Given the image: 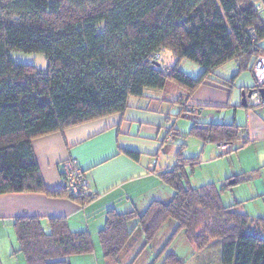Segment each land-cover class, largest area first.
Returning a JSON list of instances; mask_svg holds the SVG:
<instances>
[{"label":"trees","instance_id":"obj_1","mask_svg":"<svg viewBox=\"0 0 264 264\" xmlns=\"http://www.w3.org/2000/svg\"><path fill=\"white\" fill-rule=\"evenodd\" d=\"M254 1L0 0V195L40 193L68 197L79 206L92 201L94 193L74 196L64 184L55 190L45 186L32 140L122 114L130 97L164 89L168 81L186 90L176 104H189L193 92L211 81L230 92L240 74L251 72L255 58L264 56L259 45L264 17ZM11 52L42 54L46 69L16 62ZM164 52L171 54L172 64L157 58ZM185 59L201 68L200 75L191 77L179 68ZM230 61L235 73L215 79L216 70ZM195 107L200 116L201 106ZM189 133L219 146L249 143L245 128L235 122L196 118ZM184 146L177 149L175 164L157 173L172 190L168 200H152L142 211L135 206L106 211L98 231L104 261L138 264L172 220L175 228L150 264L161 256V264H184L166 252L181 230L197 251L217 247L221 264H264V220L251 218L241 203L223 205L212 184L188 185L199 158L184 155ZM120 152L139 160L138 152ZM12 227L16 252L26 264H71L72 257L93 252L90 233L71 231L63 217L48 218V231L36 216L16 217Z\"/></svg>","mask_w":264,"mask_h":264},{"label":"crops","instance_id":"obj_2","mask_svg":"<svg viewBox=\"0 0 264 264\" xmlns=\"http://www.w3.org/2000/svg\"><path fill=\"white\" fill-rule=\"evenodd\" d=\"M251 78L252 75L250 77L248 72H244L236 79L230 92L223 87L229 105L234 108H259L258 104L248 103L253 98L260 103L264 98L259 93L261 88L257 89ZM206 85L205 87L211 88L215 85L222 87L212 81L211 86ZM248 90H252V95L246 98V104L243 105L242 91L247 93ZM193 100L192 96L190 101L193 103ZM174 102L164 93V89H147L141 97H130L128 107L122 114L109 115L33 139L31 145L35 160L48 189L63 187L62 163L73 159L83 171L95 198L79 206L68 197L50 198L40 193L0 195L1 264L4 263L3 256L9 258L17 254L18 246L12 227V221L16 217H39L45 230L48 227V218L63 217L71 231L87 230L91 238L96 240L97 231L103 226L108 209L115 208L122 212L135 206L142 211L152 200H163L156 195L159 188L166 192V198L169 199L172 190L166 189L168 186L157 178V173L163 170H156L149 157L161 144V139L171 122L169 116ZM169 103L173 106H169ZM254 117L258 124H262L257 116ZM239 147L233 145L225 151H237ZM120 149L140 153L139 160H131L122 154ZM256 194L264 195L261 189L257 190Z\"/></svg>","mask_w":264,"mask_h":264},{"label":"rangeland","instance_id":"obj_3","mask_svg":"<svg viewBox=\"0 0 264 264\" xmlns=\"http://www.w3.org/2000/svg\"><path fill=\"white\" fill-rule=\"evenodd\" d=\"M259 45L264 49V39L261 40ZM10 55L16 62L32 64L42 70L46 69L47 61L42 54L11 52ZM157 58H159L162 65L173 63L169 52L157 54ZM179 68L191 77H197L201 72V68L197 64L186 59L181 61ZM217 70L214 78L225 80L235 73V63L230 61ZM248 73L251 77V72ZM205 85L198 87L193 92L192 96L195 103L191 101L189 104L187 102L179 103L177 104V108L174 101L180 95L185 94L186 90L173 81L167 82L164 93L168 97H171L174 102V106L172 103H169V106H173L171 116H169L171 122L169 120L170 123L165 135L161 139V144L157 148V151L149 157V160L153 162L156 170L172 167L175 164L177 149L181 143H184V155L199 158V165L195 168L193 174L188 175V185L199 187L212 184L223 205H230L236 202L241 203V209L251 218L264 220V195L258 196L256 194V191L259 189L264 193V107L256 102V98H253L248 103L250 105L258 104V109L262 111V114L259 113L258 109L250 107L239 106L234 108L228 104L223 87L215 86L211 88L205 87ZM207 85L211 86V83H207ZM198 104L202 110L200 116L194 117L196 115L194 109L198 110L195 105ZM190 109L193 111L188 112ZM179 111L181 116L179 115ZM254 116H257L262 124H258ZM196 118L199 122L232 123V121H235L245 128L249 143L241 147V143L238 141L235 143V146L236 148L240 146L239 149L231 152L224 151V149L215 143H203L198 137L189 133ZM169 130L172 131L170 134V137H172L171 141L166 140L170 133H168ZM235 177H243L245 179L236 184H231V179ZM228 179L230 180L228 181ZM226 184H230V186H226ZM165 188L169 189V187ZM156 195L157 197H161L159 199H163V201L168 199L166 198V192L162 188L158 189ZM174 228V221L170 220L165 223L153 241L151 249H147L143 253L138 264H150ZM46 231H48V227ZM98 231L96 240L91 238L93 243L92 254L74 256L71 258V264H107L103 258ZM262 234L264 238V229ZM95 241L96 243L94 244ZM169 251L174 252L184 264H221L217 247L197 251L195 246L186 239L183 230L174 236L166 252ZM162 257L155 264H161L163 262ZM3 259L4 263L2 264H26L22 255L18 253L13 254L9 258L7 256L4 258L3 256Z\"/></svg>","mask_w":264,"mask_h":264},{"label":"built area","instance_id":"obj_4","mask_svg":"<svg viewBox=\"0 0 264 264\" xmlns=\"http://www.w3.org/2000/svg\"><path fill=\"white\" fill-rule=\"evenodd\" d=\"M254 6L256 10L262 15V17H264V0H255ZM248 32L254 34V31L252 29H249ZM251 75L256 85V88L263 89L264 88V56L263 55H259L255 58L251 68ZM260 104L262 107H264V98L261 99ZM191 110L192 109H190L188 112H191ZM194 111H196L195 113L196 115L194 116L196 117L197 110L194 109ZM168 132L170 133L168 134L166 140L171 141L172 137H170L171 136L170 134L172 131H168ZM220 147L224 149V151L227 148V146L225 145H222ZM61 175L64 186L74 196H80V195L82 196L85 194L92 193L84 177L83 171L81 170V168L79 167V165L75 160L68 159L62 163Z\"/></svg>","mask_w":264,"mask_h":264},{"label":"water","instance_id":"obj_5","mask_svg":"<svg viewBox=\"0 0 264 264\" xmlns=\"http://www.w3.org/2000/svg\"><path fill=\"white\" fill-rule=\"evenodd\" d=\"M259 93L264 97V88L259 90ZM252 95V90H248L247 93L245 91H242V104H246V98L250 97Z\"/></svg>","mask_w":264,"mask_h":264}]
</instances>
